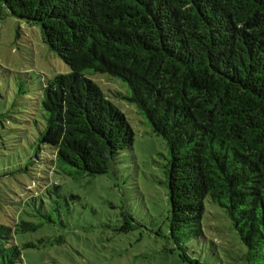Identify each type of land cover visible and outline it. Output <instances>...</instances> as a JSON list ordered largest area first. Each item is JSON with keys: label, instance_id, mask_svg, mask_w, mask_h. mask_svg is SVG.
Returning a JSON list of instances; mask_svg holds the SVG:
<instances>
[{"label": "trees", "instance_id": "obj_1", "mask_svg": "<svg viewBox=\"0 0 264 264\" xmlns=\"http://www.w3.org/2000/svg\"><path fill=\"white\" fill-rule=\"evenodd\" d=\"M1 1L71 70L44 87L40 142L57 166L106 175L132 149L126 116L89 75L118 78L167 143L169 229L183 260L199 264L186 244L205 238L209 199L247 248L236 264H264V0ZM122 215V232L141 225ZM22 261L0 224V264Z\"/></svg>", "mask_w": 264, "mask_h": 264}, {"label": "rangeland", "instance_id": "obj_2", "mask_svg": "<svg viewBox=\"0 0 264 264\" xmlns=\"http://www.w3.org/2000/svg\"><path fill=\"white\" fill-rule=\"evenodd\" d=\"M71 72L45 44L41 29L13 16L0 0V224L12 228L22 264H196L170 236L166 141L125 97L129 88L91 72L134 132L113 170L96 177L59 168L40 142L46 129L44 87ZM205 238L186 244L199 264H236L247 252L222 209L206 201ZM141 224L122 232L123 213ZM35 227L36 230H27Z\"/></svg>", "mask_w": 264, "mask_h": 264}]
</instances>
